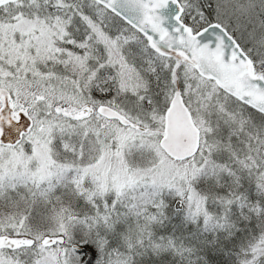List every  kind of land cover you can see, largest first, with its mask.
<instances>
[{
  "label": "snow or ice",
  "instance_id": "1",
  "mask_svg": "<svg viewBox=\"0 0 264 264\" xmlns=\"http://www.w3.org/2000/svg\"><path fill=\"white\" fill-rule=\"evenodd\" d=\"M0 264H264V0H0Z\"/></svg>",
  "mask_w": 264,
  "mask_h": 264
}]
</instances>
